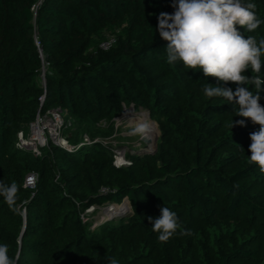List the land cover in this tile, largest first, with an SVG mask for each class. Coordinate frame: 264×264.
<instances>
[{"label": "trees", "instance_id": "16d2710c", "mask_svg": "<svg viewBox=\"0 0 264 264\" xmlns=\"http://www.w3.org/2000/svg\"><path fill=\"white\" fill-rule=\"evenodd\" d=\"M244 2L264 21V0ZM172 3L0 0V183L17 187L12 205L0 195V244L16 264H264V174L248 161L260 126L203 91L235 84L167 63L157 17L173 13ZM237 27L264 39V23L252 32ZM261 64L264 78V54ZM53 106L68 111L79 133L123 107L146 110L158 125L156 151L120 167L98 143L67 150L49 142L39 156L17 148L16 133ZM123 198L131 208L124 221L89 229L86 209ZM163 206L179 224L166 242L148 220Z\"/></svg>", "mask_w": 264, "mask_h": 264}, {"label": "clouds", "instance_id": "9594fccd", "mask_svg": "<svg viewBox=\"0 0 264 264\" xmlns=\"http://www.w3.org/2000/svg\"><path fill=\"white\" fill-rule=\"evenodd\" d=\"M175 11L161 12L157 17V31L167 41V63L181 61L187 69L201 70L206 77H215L218 85L235 84V90L227 86L208 84L203 91L207 97H222L237 106L236 115L250 119L259 130L250 134L249 163L256 164L264 174V106L259 103L264 91L261 73V56L264 39L257 42L253 36L245 38L237 26L246 31L256 30L264 21L256 15L255 3L244 0H173ZM249 68L257 75H245ZM248 85L254 86L255 93ZM243 127L245 120L235 121ZM234 126V122L232 127ZM147 122H139L131 129V136H147ZM17 191L16 184L0 183V195L12 205ZM158 240L166 242L179 227L177 214L168 207L160 208L159 217H148ZM185 234V233H181ZM19 257H9V246L0 244V264H16ZM109 264H118L110 258Z\"/></svg>", "mask_w": 264, "mask_h": 264}, {"label": "rangeland", "instance_id": "374dc122", "mask_svg": "<svg viewBox=\"0 0 264 264\" xmlns=\"http://www.w3.org/2000/svg\"><path fill=\"white\" fill-rule=\"evenodd\" d=\"M44 85L45 81L43 83V81L41 80L40 86L44 87ZM61 115H64V113L61 112ZM142 115H144L145 117ZM69 116L70 115L68 113L66 114V116H63L64 120L65 117ZM142 118L149 125H152L154 138L152 139L153 143H151L152 147H148V149H153L154 147H156L157 137L159 134L157 122L149 116L146 110L140 109L135 111L130 107H123L121 113L111 119L101 120L94 123L90 131L83 133L77 132L76 124L72 117V120L70 118H67V120L70 121V124H67L61 129V137L64 139V141H67L66 144H68L67 146L69 147V149H74L81 146H89L93 143H98L104 149L111 153L113 161L115 163L120 165V167H125L129 162L128 157L130 155L144 154L142 150L143 146L146 144L142 142L141 136L129 135L131 129L136 125V123L141 122ZM20 131L22 133V137L27 138L29 134L28 126H23L18 132ZM17 133L14 138V145L16 147L19 143ZM124 202L127 203V210H124L121 213L109 214L110 211L114 208L124 205ZM84 213L86 214V219L91 222L89 229H93L94 227L102 223H110L112 225H116L119 223V221H124L131 214V208L127 198H123L119 203L109 201L100 206H92L86 209Z\"/></svg>", "mask_w": 264, "mask_h": 264}, {"label": "built area", "instance_id": "2783aa9c", "mask_svg": "<svg viewBox=\"0 0 264 264\" xmlns=\"http://www.w3.org/2000/svg\"><path fill=\"white\" fill-rule=\"evenodd\" d=\"M112 42V40H108L106 42H103L100 44L102 48H107L109 44ZM35 43L37 44L36 40ZM40 58L42 59L41 54ZM45 65L43 59H42V66L40 71V81L42 80L44 83V74H45ZM43 91H44V87ZM44 99V94L42 93L37 97V100L39 104L42 103ZM62 109V110H61ZM61 112L64 113V115H61ZM68 111L64 108H61L59 106L57 107H51L47 109L45 112H39L35 114V117L33 120L27 123V126L29 128V134L27 138L22 137L21 131L17 133L19 143L17 144V147L19 149H27L32 152L33 155L39 156L41 153V148L48 145L49 142L59 145L62 148H65L67 150L69 147L66 144L67 141H64V139L61 137V129L66 126L67 124H70V121L67 120V118L71 117H64ZM72 120V119H71ZM130 162H128L126 165H129ZM113 164L115 166H120L117 163L113 161ZM36 180V173L31 171L29 172L25 178L23 185L29 189H32L34 187Z\"/></svg>", "mask_w": 264, "mask_h": 264}, {"label": "bare ground", "instance_id": "6f19581e", "mask_svg": "<svg viewBox=\"0 0 264 264\" xmlns=\"http://www.w3.org/2000/svg\"><path fill=\"white\" fill-rule=\"evenodd\" d=\"M142 116H144V115H142ZM145 117V116H144ZM141 122H146L145 120H143V118H142V120H141ZM150 132H149V134L147 135V136H141V139H144L145 140V144H146V147H149V148H151L152 147V145H151V143H153L152 142V139L154 138V131H153V129H152V125H150ZM143 142V141H142ZM128 209V206H127V203L126 202H124V205H121V206H119V207H116V208H114L113 210H109L110 211V213L109 214H111V213H113V214H116V213H121L122 211H124V210H127ZM106 210V209H105ZM108 212V211H107Z\"/></svg>", "mask_w": 264, "mask_h": 264}, {"label": "water", "instance_id": "95a60500", "mask_svg": "<svg viewBox=\"0 0 264 264\" xmlns=\"http://www.w3.org/2000/svg\"><path fill=\"white\" fill-rule=\"evenodd\" d=\"M141 140L145 143L144 139H141ZM155 151H156V147H154L153 149H148L146 145L143 146V150H142L143 153H150V154H154Z\"/></svg>", "mask_w": 264, "mask_h": 264}]
</instances>
